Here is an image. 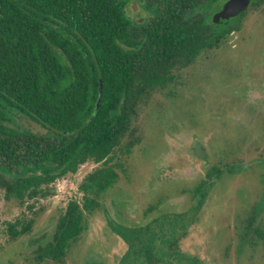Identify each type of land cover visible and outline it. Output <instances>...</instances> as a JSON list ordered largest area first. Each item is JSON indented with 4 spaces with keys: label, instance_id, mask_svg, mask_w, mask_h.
Instances as JSON below:
<instances>
[{
    "label": "trees",
    "instance_id": "1",
    "mask_svg": "<svg viewBox=\"0 0 264 264\" xmlns=\"http://www.w3.org/2000/svg\"><path fill=\"white\" fill-rule=\"evenodd\" d=\"M186 1L187 25L172 0L154 3L142 24L127 15L128 0H0V195L30 213L5 224L9 239L33 231L34 204L52 196L55 181L97 165L79 184L81 200L67 203L52 240L35 251L37 263L65 264L87 215L102 207L141 143L143 111L184 86V71L239 31L245 12L213 31L202 20L217 0ZM17 116L47 133L16 125ZM254 223L251 214L246 236L252 231L264 250V229Z\"/></svg>",
    "mask_w": 264,
    "mask_h": 264
},
{
    "label": "rangeland",
    "instance_id": "2",
    "mask_svg": "<svg viewBox=\"0 0 264 264\" xmlns=\"http://www.w3.org/2000/svg\"><path fill=\"white\" fill-rule=\"evenodd\" d=\"M128 1L129 17L144 15L142 1ZM239 23L184 71V86L143 111L141 143L102 207L87 215L65 264H264L262 244L252 231L246 236L251 214L264 229V4ZM96 166L55 181L52 196L34 204L33 231L16 240L5 224L30 213L0 195V264H55L37 263L34 253L52 240L67 203L81 200L79 184Z\"/></svg>",
    "mask_w": 264,
    "mask_h": 264
},
{
    "label": "water",
    "instance_id": "3",
    "mask_svg": "<svg viewBox=\"0 0 264 264\" xmlns=\"http://www.w3.org/2000/svg\"><path fill=\"white\" fill-rule=\"evenodd\" d=\"M250 1L251 0H227L223 4L221 10H219L213 15V19H212L213 22L216 24H228L230 19L238 16L240 13L244 12L248 8ZM101 92H102V84L100 85V93H99L98 102L96 103L95 106V110H94L95 112L98 110L99 107V102L102 97ZM22 123L26 128H29V130L33 134L44 135L47 133V128L43 127L42 125L31 119H23Z\"/></svg>",
    "mask_w": 264,
    "mask_h": 264
},
{
    "label": "flooded vegetation",
    "instance_id": "4",
    "mask_svg": "<svg viewBox=\"0 0 264 264\" xmlns=\"http://www.w3.org/2000/svg\"><path fill=\"white\" fill-rule=\"evenodd\" d=\"M143 2V10L141 11L142 14L144 15H138L137 17H134V21L139 23V24H142L145 22L146 19L152 17L151 15L153 14L154 10L157 9V7H155L154 3H158L160 4V2H162V0H140ZM175 2V6L177 8V12H182L184 18L182 19V23L184 25H187V22H188V11H187V1L186 0H182L181 3L178 2V0H172ZM259 3V0H251L250 1V4L248 6L251 7V6H258ZM222 8V7H221ZM221 8L217 9V10H213L211 8H208L205 12H204V16L205 18H203L202 22L207 25V28L208 30H215V26H214V22H213V15L218 12L219 10H221ZM248 8L244 11L246 12L248 10ZM137 12H139V9L138 10H135V14H137ZM150 13V15L147 17L146 14ZM213 23V25L211 24ZM26 128V127H25ZM29 129V128H27Z\"/></svg>",
    "mask_w": 264,
    "mask_h": 264
}]
</instances>
